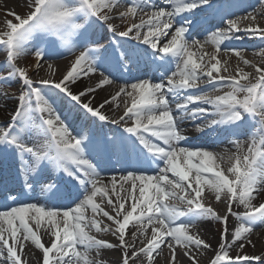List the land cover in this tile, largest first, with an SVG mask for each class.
<instances>
[{
  "label": "snow or ice",
  "instance_id": "1",
  "mask_svg": "<svg viewBox=\"0 0 264 264\" xmlns=\"http://www.w3.org/2000/svg\"><path fill=\"white\" fill-rule=\"evenodd\" d=\"M0 7V86L19 85L0 91L14 101L0 122V160L12 161L0 179V264H29L36 251L37 264H106L105 251L118 253L108 264H264L245 252L264 226V46L260 63L232 46L264 40V0ZM205 45L213 51L196 56ZM60 57L71 59L57 79ZM186 119L216 140L186 146ZM203 221L220 225L216 247Z\"/></svg>",
  "mask_w": 264,
  "mask_h": 264
},
{
  "label": "bare ground",
  "instance_id": "2",
  "mask_svg": "<svg viewBox=\"0 0 264 264\" xmlns=\"http://www.w3.org/2000/svg\"><path fill=\"white\" fill-rule=\"evenodd\" d=\"M5 3L7 4L8 7H13L17 3V0H0V5H4ZM245 3H246V5H252L253 7L259 8V0H245ZM0 10L3 11V7H0ZM20 10H21V8L16 7V11L19 12ZM249 10H251V9H249ZM0 20H2L1 17H0ZM257 22L260 23L262 26H264V18L258 16ZM243 26L244 25H242V27ZM243 35H244V37H252V36H248L247 34H243ZM232 46L243 49V54L245 55L246 58L252 60L254 63H260L259 58L254 56V52L258 51L261 46H264V40H261V39L245 40L243 38L241 41L232 42ZM201 51L210 53L213 51V49H212L211 45H205V48L203 50H195L194 49V52H196V56H199L201 54ZM194 58H196V57H194ZM68 61H69L68 58H64V57H60V58H57L55 60L54 70L56 68L59 69V71L57 72V75H56L57 79H59L61 74L65 71L66 67L68 66ZM232 63L233 64L236 63L234 58L232 60ZM48 74H49V70L47 69L46 65L41 67V69L39 70V75L47 76ZM32 75L35 78L34 72L32 73ZM95 79H96V77H93V80H95ZM126 79H128V77H124L122 80L117 81V83H123L124 80H126ZM89 83H91V81H89ZM74 90H75V88H74ZM113 90H114V86H113ZM94 95L96 96L95 103H99L102 99L105 98L106 93L104 91L98 90V92L95 93ZM86 99H87V97H86ZM13 106H14V101L12 99L5 100L2 97H0V122H3L8 118L6 115L5 109L11 110L13 108ZM122 108H123V105L121 104V109L115 110L117 116L122 114ZM65 114H67L66 110H65ZM73 115L76 116V113L73 112L70 119L73 118ZM75 123L77 126H79V125L83 124L84 121L79 120V122L75 121ZM112 127H115V126H112ZM182 127L185 129V131L187 132V135L189 137L186 146L208 145V144H212L216 140V134L215 133H211L207 137H203V136H201L200 133L194 131L192 128V125H191V121H189L187 119L183 121ZM227 147H230V146L226 145V144H222L219 146L220 149H224ZM11 163H12L11 158H9L7 161L0 160V166L5 167L4 171L1 173V178L4 179L5 181L9 180L12 176ZM44 195L45 194H41L42 198ZM213 206L218 211H222L223 207H224L222 204H215V203H213ZM234 223H235L234 218H230L229 219V228L230 229L232 228ZM219 227H220L219 224H216V223L211 222V221L201 222V230H206L208 232V236L206 237V239H209V241L212 243L213 247H216V245H217L218 233H217L216 229H218ZM213 237H215V238H213ZM106 239L111 240L112 238L106 237ZM250 239L252 241V244L255 246L253 247L252 245H246L245 252L247 254H253V255L264 254V226H257L253 230V232L250 236ZM164 254L165 255L167 254V249H165ZM102 255L106 261V264H108L109 261H112L115 259V257L118 255V253L111 252V251H105ZM209 255H211V253H209ZM39 256H40V253L38 251H36L34 256H29L28 257L29 264H37V257H39ZM156 264H163V261L161 259H157ZM184 264H187V260L184 261ZM252 264H258V262L253 261Z\"/></svg>",
  "mask_w": 264,
  "mask_h": 264
},
{
  "label": "rangeland",
  "instance_id": "3",
  "mask_svg": "<svg viewBox=\"0 0 264 264\" xmlns=\"http://www.w3.org/2000/svg\"><path fill=\"white\" fill-rule=\"evenodd\" d=\"M20 11H22V9ZM0 17L3 20V18H4V12L2 10H0ZM258 39H260V38H258V37L257 38H254V40H258ZM3 58H4V55L2 53H0V61ZM69 59H71V58L69 57ZM20 64H21V66H31L32 65V58L31 57H28V58L22 59L20 61ZM32 73L33 72H30V74H32ZM18 87H19L18 84H14L11 87H8V86H0V91H7L9 93H12V92H15Z\"/></svg>",
  "mask_w": 264,
  "mask_h": 264
}]
</instances>
